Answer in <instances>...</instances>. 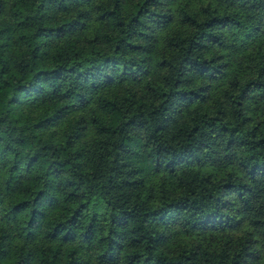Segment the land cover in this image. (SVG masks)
I'll return each mask as SVG.
<instances>
[{
	"label": "trees",
	"instance_id": "1",
	"mask_svg": "<svg viewBox=\"0 0 264 264\" xmlns=\"http://www.w3.org/2000/svg\"><path fill=\"white\" fill-rule=\"evenodd\" d=\"M0 264H264V0H0Z\"/></svg>",
	"mask_w": 264,
	"mask_h": 264
}]
</instances>
